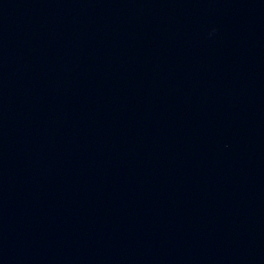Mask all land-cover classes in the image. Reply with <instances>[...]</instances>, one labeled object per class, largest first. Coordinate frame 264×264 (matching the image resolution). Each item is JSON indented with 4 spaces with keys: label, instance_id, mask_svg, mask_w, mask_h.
<instances>
[{
    "label": "water",
    "instance_id": "1",
    "mask_svg": "<svg viewBox=\"0 0 264 264\" xmlns=\"http://www.w3.org/2000/svg\"><path fill=\"white\" fill-rule=\"evenodd\" d=\"M0 264H264V0H0Z\"/></svg>",
    "mask_w": 264,
    "mask_h": 264
}]
</instances>
